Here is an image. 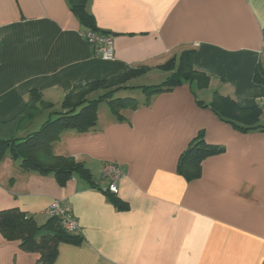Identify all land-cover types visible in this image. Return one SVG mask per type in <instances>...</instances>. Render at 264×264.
<instances>
[{
    "label": "crops",
    "instance_id": "obj_1",
    "mask_svg": "<svg viewBox=\"0 0 264 264\" xmlns=\"http://www.w3.org/2000/svg\"><path fill=\"white\" fill-rule=\"evenodd\" d=\"M69 1L0 0L1 136L36 132L74 88L140 68L149 71L129 86L153 75L166 79L160 67L185 50H195L194 67L210 84L185 82L155 95L123 111L125 121L98 110L93 131H64L52 153L84 163L92 182L74 176L61 185L5 152L0 211L19 209L44 226L52 201L67 203L83 241L61 243L57 264H264V87L253 80L264 53V0H87L94 26L114 35L115 58L107 61L84 39L87 28ZM34 91L39 112L16 128L11 122ZM215 93L243 108L259 106V127L242 130L220 119L208 106ZM201 135L223 151L205 158L200 176L189 180L180 158ZM109 162L124 172L116 195L122 210L106 192ZM40 257L0 232V264H40Z\"/></svg>",
    "mask_w": 264,
    "mask_h": 264
},
{
    "label": "trees",
    "instance_id": "obj_2",
    "mask_svg": "<svg viewBox=\"0 0 264 264\" xmlns=\"http://www.w3.org/2000/svg\"><path fill=\"white\" fill-rule=\"evenodd\" d=\"M86 1L70 0L69 2L75 15L87 28L85 31H100L94 26L93 17L88 14ZM195 54L193 49L185 50L179 56L169 59L160 67L169 74L162 83L157 85L129 86L127 83L130 80L149 71L148 68H140L110 80L96 81L86 86L74 88L62 100V110L51 111L50 118L36 132L28 134L24 138H18L13 134L10 136L0 135V159L5 152H8L15 160L19 161L22 169L44 175L52 174L61 185H65L74 176L92 182V176L84 163L76 162L71 157L55 156L51 151L52 144L67 130L73 129L81 134L93 131L98 123L99 105L104 101L108 103L110 112L118 121H125L127 117L123 111L135 110L142 105H149L155 95L170 92L185 82L196 83L198 89L207 88L210 84V77L205 73L196 71L194 67ZM253 80L256 84L264 87V70L259 64L255 68ZM132 89L143 91L145 100L140 102L132 97L114 98V95L119 91ZM94 92L100 93L96 97L91 96ZM39 101H41L40 94L35 91L32 92L30 104L23 116L11 123L15 122V127H19L23 123L32 121L39 112V108L36 106ZM45 106L53 107L48 104ZM208 106L220 116V119L233 123L242 130L259 127L256 126L261 114L259 106L243 108L233 99L218 95V93L214 94ZM222 151L221 147L208 145L201 135L182 154L179 165L180 172L189 180L197 178L200 176L202 161ZM106 192L118 210L125 209L115 194L108 190ZM60 224L58 219L49 218L46 225L37 226L32 218H28L19 209L0 211V232L6 239L20 242L21 247L26 251L39 253L41 256L40 264H57L55 261L61 243L72 245L82 243L81 233H68Z\"/></svg>",
    "mask_w": 264,
    "mask_h": 264
},
{
    "label": "built area",
    "instance_id": "obj_3",
    "mask_svg": "<svg viewBox=\"0 0 264 264\" xmlns=\"http://www.w3.org/2000/svg\"><path fill=\"white\" fill-rule=\"evenodd\" d=\"M84 39L93 47V50L99 58L104 60H113L114 54V35L103 31H85L83 32ZM259 106L264 109V96L259 99ZM103 177L108 185L106 190L117 195L119 193L118 184L124 177V172L121 166L117 163H106L103 168ZM44 213L49 218H56L60 221V225L72 234L81 233V226L78 220L73 215L71 207L60 200H54L45 209Z\"/></svg>",
    "mask_w": 264,
    "mask_h": 264
},
{
    "label": "rangeland",
    "instance_id": "obj_4",
    "mask_svg": "<svg viewBox=\"0 0 264 264\" xmlns=\"http://www.w3.org/2000/svg\"><path fill=\"white\" fill-rule=\"evenodd\" d=\"M259 65L262 67V70H264V53L262 54L261 58H260V62ZM263 72V71H262ZM160 73V72H159ZM163 74V73H160ZM151 80H143V85H157L162 83L165 78H163V76H160V79L155 78V75L150 77ZM124 98V97H132L135 98L137 100H139L140 102H143L145 100V94L143 91H141L140 89H136V90H121L118 93H116L114 95V98ZM110 111L109 105L106 101L102 102L100 107H99V113L102 115V117L104 118V116L108 115ZM47 114V113H46ZM48 117H50V113L49 115H45V117H43V119L40 121H46L48 120Z\"/></svg>",
    "mask_w": 264,
    "mask_h": 264
}]
</instances>
